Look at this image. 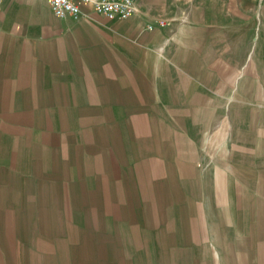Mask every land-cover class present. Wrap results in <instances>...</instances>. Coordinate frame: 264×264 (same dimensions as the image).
Wrapping results in <instances>:
<instances>
[{
  "label": "crops",
  "instance_id": "crops-1",
  "mask_svg": "<svg viewBox=\"0 0 264 264\" xmlns=\"http://www.w3.org/2000/svg\"><path fill=\"white\" fill-rule=\"evenodd\" d=\"M0 6V264H264V0Z\"/></svg>",
  "mask_w": 264,
  "mask_h": 264
},
{
  "label": "built area",
  "instance_id": "built-area-1",
  "mask_svg": "<svg viewBox=\"0 0 264 264\" xmlns=\"http://www.w3.org/2000/svg\"><path fill=\"white\" fill-rule=\"evenodd\" d=\"M3 0H0V6ZM84 3L110 18H127L138 10L137 0H82ZM52 10L60 17L72 16L78 19L82 9L74 0H49Z\"/></svg>",
  "mask_w": 264,
  "mask_h": 264
}]
</instances>
